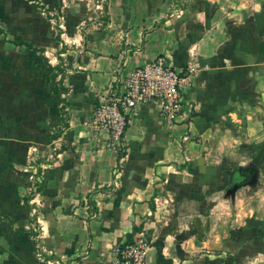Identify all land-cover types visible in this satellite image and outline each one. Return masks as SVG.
<instances>
[{
	"label": "crops",
	"instance_id": "crops-1",
	"mask_svg": "<svg viewBox=\"0 0 264 264\" xmlns=\"http://www.w3.org/2000/svg\"><path fill=\"white\" fill-rule=\"evenodd\" d=\"M160 54L191 69L190 117L145 105L108 150L95 108ZM263 139L264 0H0V264H113L136 238L150 264H264V182L225 180Z\"/></svg>",
	"mask_w": 264,
	"mask_h": 264
},
{
	"label": "built area",
	"instance_id": "built-area-1",
	"mask_svg": "<svg viewBox=\"0 0 264 264\" xmlns=\"http://www.w3.org/2000/svg\"><path fill=\"white\" fill-rule=\"evenodd\" d=\"M191 69L177 70L165 54L136 67L130 74L111 86L91 117L94 136H108L106 148L114 153L124 151L128 125L142 107L155 104L161 121L172 126L188 119L192 104L185 101L184 91L191 83ZM113 264H150L147 247L141 238L124 242L115 250Z\"/></svg>",
	"mask_w": 264,
	"mask_h": 264
},
{
	"label": "rangeland",
	"instance_id": "rangeland-1",
	"mask_svg": "<svg viewBox=\"0 0 264 264\" xmlns=\"http://www.w3.org/2000/svg\"><path fill=\"white\" fill-rule=\"evenodd\" d=\"M244 129V126H242ZM239 130H242L239 128ZM242 132V131H241ZM213 147L216 148V145H213ZM249 148L252 152L249 153V156H239V158H231L232 161H230V173L227 174V177L225 180L227 184H231L233 181L234 172L236 170H247L251 169L254 171L252 174H249V177H251L252 181L255 183L262 184L264 182V139L261 141H253V142H246V140H242L238 143V150H244ZM259 191H262L261 189H258ZM226 192V190H224ZM257 191V190H256ZM249 191L244 190L243 192H240V196L247 195Z\"/></svg>",
	"mask_w": 264,
	"mask_h": 264
},
{
	"label": "trees",
	"instance_id": "trees-1",
	"mask_svg": "<svg viewBox=\"0 0 264 264\" xmlns=\"http://www.w3.org/2000/svg\"><path fill=\"white\" fill-rule=\"evenodd\" d=\"M30 55L33 60L37 59L38 55L37 52L39 51L36 48H32L30 46ZM63 90H66L65 88H62ZM58 96L60 97V93H58ZM253 172H250L248 170H236L234 172L233 181L231 184H242L246 181H248L251 177H249V174H252Z\"/></svg>",
	"mask_w": 264,
	"mask_h": 264
}]
</instances>
